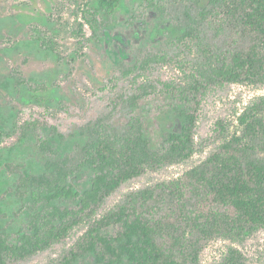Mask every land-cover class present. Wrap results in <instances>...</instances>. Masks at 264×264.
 I'll return each mask as SVG.
<instances>
[{
    "label": "trees",
    "instance_id": "obj_1",
    "mask_svg": "<svg viewBox=\"0 0 264 264\" xmlns=\"http://www.w3.org/2000/svg\"><path fill=\"white\" fill-rule=\"evenodd\" d=\"M90 1L113 15L122 0ZM144 1L157 8L155 2ZM192 9L197 13L186 14L190 23L180 44L195 45L201 61L196 69L184 79L141 85L121 98L134 109L152 94L170 97L184 122L181 131L170 134L156 150L142 117L132 115L121 130L99 120L84 132L79 159L58 156L50 141L40 138L39 148L48 159L42 173L27 175L14 164L6 166L19 177L17 193L26 202L28 221L15 236L0 235V264L47 251L82 227L86 231L59 264H76L86 254L98 264H202L201 253L210 241L238 243L264 228V97L239 114L240 130L222 138L202 164L177 181L133 192L101 213L124 184L194 156L200 97L209 87L264 88V0H209L205 7L194 4ZM173 59L167 52L141 51L134 64H121L122 77L137 86L153 64L167 65ZM51 131L58 136L57 128ZM84 169L91 172V183L79 192L70 180ZM221 264L244 263L233 247Z\"/></svg>",
    "mask_w": 264,
    "mask_h": 264
},
{
    "label": "rangeland",
    "instance_id": "obj_2",
    "mask_svg": "<svg viewBox=\"0 0 264 264\" xmlns=\"http://www.w3.org/2000/svg\"><path fill=\"white\" fill-rule=\"evenodd\" d=\"M151 1L157 8L144 0H122L115 13L107 15L90 0H0V235L15 236L28 221L26 202L17 193L19 177L6 166L14 164L27 175L42 173L48 159L39 148L40 138L48 139L58 156L79 159L84 132L99 120L121 130L132 115L142 117L156 150L170 134L181 131L184 122L170 97L152 94L134 109L121 98L141 85L184 79L196 69L201 61L195 45L180 44V39L190 23L186 14L195 16L193 5L203 8L209 0ZM141 51L167 52L174 61L153 64L136 86L122 77V65L134 64ZM260 97L264 88L259 86L209 87L200 97L194 156L124 184L101 213L122 204L133 192L177 181L202 164L222 138L240 130L239 114ZM26 124L30 125L23 131ZM51 128L58 129L59 137L52 136ZM91 176L84 169L70 183L83 192L90 187ZM85 231L78 228L49 250L9 264H59ZM233 247L244 264H264V228L238 243L210 241L201 263L221 264ZM76 264L98 263L86 254Z\"/></svg>",
    "mask_w": 264,
    "mask_h": 264
}]
</instances>
